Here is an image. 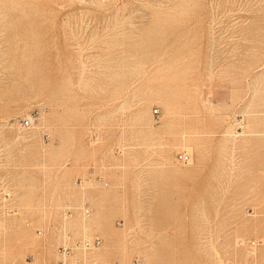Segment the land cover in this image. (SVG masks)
<instances>
[{
    "label": "rangeland",
    "instance_id": "1",
    "mask_svg": "<svg viewBox=\"0 0 264 264\" xmlns=\"http://www.w3.org/2000/svg\"><path fill=\"white\" fill-rule=\"evenodd\" d=\"M100 1L0 0V264H264V0Z\"/></svg>",
    "mask_w": 264,
    "mask_h": 264
},
{
    "label": "built area",
    "instance_id": "2",
    "mask_svg": "<svg viewBox=\"0 0 264 264\" xmlns=\"http://www.w3.org/2000/svg\"><path fill=\"white\" fill-rule=\"evenodd\" d=\"M153 113L154 114L158 113V110L155 109ZM34 122H35V116L32 113L29 115L22 116L21 118L18 119L19 125L24 128H30L31 126L34 125ZM177 156H178V159L182 162H186L189 159V155L185 152H181ZM2 196L4 198L9 197L10 196L9 190H3ZM100 243H101L100 237L94 236L92 238H84V239L76 240L72 244H68V243L62 244L59 246V252L62 258L58 260L55 264H69L66 258L70 256L75 249L90 251V250H93L95 247L99 246ZM256 243L258 242H256L255 240H252L250 242V245L253 246ZM79 264H82V263H79ZM93 264H96V263L93 262Z\"/></svg>",
    "mask_w": 264,
    "mask_h": 264
},
{
    "label": "bare ground",
    "instance_id": "3",
    "mask_svg": "<svg viewBox=\"0 0 264 264\" xmlns=\"http://www.w3.org/2000/svg\"><path fill=\"white\" fill-rule=\"evenodd\" d=\"M92 2L94 3V1H92ZM99 2H100V4H99V3H97V4L101 5V1H100V0H99ZM6 72H7V71H6ZM34 123H35V122H34ZM9 125H10V124H9ZM12 125H13V124H12ZM10 126H11V125H10ZM150 127H151V126H150ZM21 128H22V127H21ZM20 130H21V129H20ZM15 133H16V132H15ZM17 133H18V131H17ZM230 133H231V132H230ZM13 134H14V133H13ZM13 134H12V135H13ZM23 134H24V133H23ZM20 135H21V134H18V137H20ZM24 135H25V134H24ZM24 135H22V137H27V136H24ZM182 135H184V134H182ZM15 136H16V134L14 135V137H15ZM16 137H17V136H16ZM187 137H188V136H187ZM183 144H184V142H183ZM183 144H182V146H183ZM180 147H181V146H180ZM82 187H83V186H82ZM40 232H41V231H40ZM250 242H251V241H250ZM250 242H249V246H251V245H250ZM237 244H238V243H237ZM256 244H257V243H256ZM256 244H255V245H256ZM255 245H253V246H255ZM253 246H251V247H253Z\"/></svg>",
    "mask_w": 264,
    "mask_h": 264
}]
</instances>
